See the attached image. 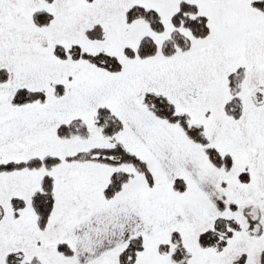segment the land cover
I'll return each mask as SVG.
<instances>
[{"label":"snow or ice","instance_id":"1","mask_svg":"<svg viewBox=\"0 0 264 264\" xmlns=\"http://www.w3.org/2000/svg\"><path fill=\"white\" fill-rule=\"evenodd\" d=\"M0 264H264V0H0Z\"/></svg>","mask_w":264,"mask_h":264}]
</instances>
